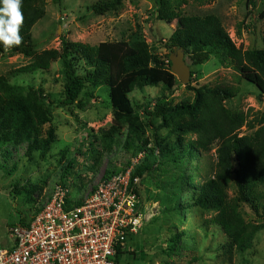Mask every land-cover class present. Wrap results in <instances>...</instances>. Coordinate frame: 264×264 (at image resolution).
Returning <instances> with one entry per match:
<instances>
[{
    "label": "rangeland",
    "instance_id": "rangeland-1",
    "mask_svg": "<svg viewBox=\"0 0 264 264\" xmlns=\"http://www.w3.org/2000/svg\"><path fill=\"white\" fill-rule=\"evenodd\" d=\"M113 1L116 0H45V17L32 31L35 50L61 49L64 40L97 46L128 40L132 33L140 31L150 52L168 61L174 53L170 45L178 29L177 21L171 24L159 21L155 0H121L116 12L103 15L94 12L95 6ZM263 10L264 0H188L182 8L187 16H218L236 46L245 51L264 47V21L260 18ZM31 62L24 55L0 54V78ZM186 62L195 73L190 83L193 88L204 85L240 88L239 95L226 102V106L236 112L264 113V95L217 56H211L203 65L194 66L188 56ZM65 83L61 60L48 71L10 77V84L20 95L42 107L44 113H50L51 122L41 128L46 137L53 127L56 139L46 153L41 150L28 153L30 140L0 149V248L12 247L10 228L29 225L55 183H68L77 197L105 175L123 172L137 152L139 140L126 145L129 123L114 143L106 137L114 121L106 87L92 88L94 99L89 106L78 109L59 104ZM188 85L179 81L169 92L160 85L135 89L130 94L142 119L134 123L138 138L152 146L155 133L167 134L161 128L162 118L155 114L156 109H151L154 116L145 118V106L151 104L153 108L163 94L168 98L166 108L192 102L195 91L189 90ZM148 122L153 129L146 126ZM253 133L247 127L241 131L242 135ZM161 164L141 180L143 227L129 245L123 264H264L263 215L255 214L249 206L243 207L247 223L259 226L260 230L246 250L240 252L229 250L228 238L210 222L211 213L193 207L192 195L185 185L190 183L188 174L194 173V182L198 184L213 178L216 147L203 152L199 161ZM231 196H236L234 189ZM180 232L185 237L180 239L177 251L169 255L172 240Z\"/></svg>",
    "mask_w": 264,
    "mask_h": 264
},
{
    "label": "trees",
    "instance_id": "trees-1",
    "mask_svg": "<svg viewBox=\"0 0 264 264\" xmlns=\"http://www.w3.org/2000/svg\"><path fill=\"white\" fill-rule=\"evenodd\" d=\"M155 1L159 21L178 23L170 45L172 51L183 48L194 66L217 56L264 95V47L247 51L237 47L216 15H184L182 8L188 0ZM44 5L45 0H0V54L24 55L32 59L28 65L0 78V149L30 140L28 153L49 150L56 139L55 130L50 127L44 137L41 127L51 122L50 113H44L42 107L34 106L20 95L10 84V77L48 71L53 63L61 60L66 83L59 104L84 109L94 99L92 88L106 87L114 117L106 137L114 143L115 137L129 123L126 145L139 140L132 159L144 153L135 171L141 180L147 173L154 172L159 163L167 166L199 161L203 152L216 147L214 177L198 184L194 182V173H190L186 189L192 195L193 207L213 215L210 222L228 238L229 250L245 251L260 227L247 223L243 207L249 206L255 214L264 216V113L236 112L226 106V102L239 95L240 88L225 85L193 88L190 84L187 88L195 91L192 102L166 108L168 98L163 94L153 108L151 104L145 106V118L154 116L151 109H156L155 114L162 118L161 128L167 130L166 135L155 133L151 146L138 138L134 123L142 119L130 94L135 89L160 85L167 92L173 90L179 80L171 70L170 56L165 61L152 54L140 31L132 33L128 40L97 46L64 40L61 49L37 52L32 31L45 17ZM119 5L121 0H116L93 9L96 14L103 15L116 12ZM260 18L264 21V10ZM194 75L192 71V80ZM146 126L154 128L149 122ZM244 127L254 133L242 135ZM70 169L71 166L66 173ZM115 174H107L104 178ZM233 189L236 196H231ZM183 237L184 232L174 237L169 255L177 251ZM135 238H130L129 245ZM128 250L117 251L115 264H123Z\"/></svg>",
    "mask_w": 264,
    "mask_h": 264
},
{
    "label": "built area",
    "instance_id": "built-area-1",
    "mask_svg": "<svg viewBox=\"0 0 264 264\" xmlns=\"http://www.w3.org/2000/svg\"><path fill=\"white\" fill-rule=\"evenodd\" d=\"M143 158L77 197L68 183H55L31 223L10 228L13 245L0 248V264H115L143 227L135 173Z\"/></svg>",
    "mask_w": 264,
    "mask_h": 264
},
{
    "label": "water",
    "instance_id": "water-1",
    "mask_svg": "<svg viewBox=\"0 0 264 264\" xmlns=\"http://www.w3.org/2000/svg\"><path fill=\"white\" fill-rule=\"evenodd\" d=\"M171 70L178 80L188 85L192 80V70L186 62V54L183 48L178 49L170 56Z\"/></svg>",
    "mask_w": 264,
    "mask_h": 264
}]
</instances>
